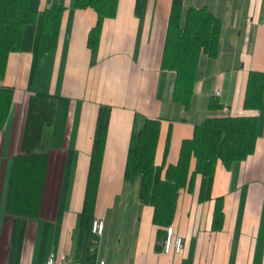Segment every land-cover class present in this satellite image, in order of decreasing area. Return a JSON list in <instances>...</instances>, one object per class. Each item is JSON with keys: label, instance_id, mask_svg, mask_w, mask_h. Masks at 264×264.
Listing matches in <instances>:
<instances>
[{"label": "crops", "instance_id": "obj_1", "mask_svg": "<svg viewBox=\"0 0 264 264\" xmlns=\"http://www.w3.org/2000/svg\"><path fill=\"white\" fill-rule=\"evenodd\" d=\"M173 2L120 0L116 16L104 19L93 52L88 36L98 14L92 7H77L76 0H30L36 18L32 27L26 25L1 83L15 92L0 129V264H46L52 252L65 254L72 264H88L93 232L82 227L81 216L103 104L112 112L95 207L105 227L94 264H264V100L259 109L245 106L250 72H264V0H183L185 9L205 7L222 23L216 54L200 57L187 109L173 97L176 72L162 67ZM53 4L67 6L60 39L39 61L41 11ZM29 92L54 97L57 108L41 142L50 153L42 213L23 220L14 239L5 209L13 158L22 151ZM227 115L259 117L255 150L230 165L219 161L213 175H197L182 192L173 225L184 246L180 253H165L158 248L163 239L154 207L139 194L141 177L134 182L124 177L134 124L160 119L156 162L168 164L177 162L182 141L197 124ZM219 199L224 224L215 230Z\"/></svg>", "mask_w": 264, "mask_h": 264}, {"label": "trees", "instance_id": "obj_2", "mask_svg": "<svg viewBox=\"0 0 264 264\" xmlns=\"http://www.w3.org/2000/svg\"><path fill=\"white\" fill-rule=\"evenodd\" d=\"M120 0H76L77 7H92L98 14L97 24L88 36V46L96 52L104 19L115 17ZM67 6L53 4L42 11L37 59L54 50L60 39ZM30 0H0V78L5 77L10 55L21 48L26 25L36 18ZM222 23L205 7L185 9L183 0H174L165 42L162 67L176 72L174 100L190 106L197 68L203 53L215 55ZM15 87L0 83V129L4 127L13 105ZM264 100V72L252 71L245 95L246 108L259 109ZM219 105H212L218 107ZM57 102L54 97L29 92L22 151L13 158L5 209L13 221L14 239L23 220L39 219L42 213L50 166V153L41 147L45 126L53 125ZM112 107H99L97 126L88 172L81 225L92 231L100 185L102 165ZM259 117L227 115L207 118L195 126L194 134L182 141L176 163L157 164L156 150L160 135L159 118H142L134 124L124 172L125 180L141 177L140 197L154 207V223L159 239H165L172 226L182 192L192 188L197 175H213L219 161L230 165L249 157L255 150ZM221 199L216 203L213 228L224 224ZM100 236L93 233L88 264H94ZM158 248L163 246L159 243Z\"/></svg>", "mask_w": 264, "mask_h": 264}, {"label": "built area", "instance_id": "obj_3", "mask_svg": "<svg viewBox=\"0 0 264 264\" xmlns=\"http://www.w3.org/2000/svg\"><path fill=\"white\" fill-rule=\"evenodd\" d=\"M217 95H220V90H218ZM105 222L102 217H95L92 223V232L98 236H102L104 233ZM184 246L183 237L177 235L175 232L174 225L169 226L167 229L166 237L163 241L162 251L165 253L175 252L180 253ZM72 264L65 254L58 255L55 252H52L46 264ZM99 264H105V261L101 260Z\"/></svg>", "mask_w": 264, "mask_h": 264}, {"label": "rangeland", "instance_id": "obj_4", "mask_svg": "<svg viewBox=\"0 0 264 264\" xmlns=\"http://www.w3.org/2000/svg\"><path fill=\"white\" fill-rule=\"evenodd\" d=\"M42 21V20H41ZM32 24H28V27H32L31 26ZM28 30H29V28H28ZM4 81V77L3 78H0V83H2ZM101 237V236H100Z\"/></svg>", "mask_w": 264, "mask_h": 264}]
</instances>
